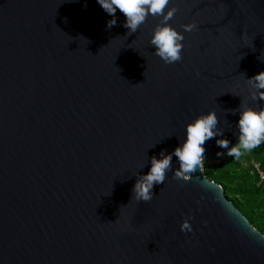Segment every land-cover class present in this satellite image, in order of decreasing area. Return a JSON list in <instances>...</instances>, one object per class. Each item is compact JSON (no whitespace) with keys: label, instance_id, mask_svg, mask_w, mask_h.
Returning a JSON list of instances; mask_svg holds the SVG:
<instances>
[{"label":"water","instance_id":"95a60500","mask_svg":"<svg viewBox=\"0 0 264 264\" xmlns=\"http://www.w3.org/2000/svg\"><path fill=\"white\" fill-rule=\"evenodd\" d=\"M167 8L184 37L173 64L149 44L160 17L128 33L96 0H0V264H264V234L203 170L132 199L196 115L215 111V139L235 144L232 110L264 108L246 80L264 71V0ZM215 139L208 163L228 157Z\"/></svg>","mask_w":264,"mask_h":264},{"label":"clouds","instance_id":"9594fccd","mask_svg":"<svg viewBox=\"0 0 264 264\" xmlns=\"http://www.w3.org/2000/svg\"><path fill=\"white\" fill-rule=\"evenodd\" d=\"M169 2L170 0H96L100 8L112 17L106 22L107 29L116 25L117 11L124 17L122 26L128 30V33H135L149 15L160 17L161 22L150 34L149 44L154 55L165 64H173L181 60L184 37L167 23L177 11L175 8H167ZM197 27L194 21L183 26L184 31H193ZM246 80L254 90L250 94L251 99L253 101L262 99L264 71ZM232 113L238 115L233 132L235 144H231L228 139H215L223 136V132L217 127L219 120L215 111L210 110L196 115L184 125V136L178 139L177 145L170 153L161 151L148 158L147 172L136 174L131 188L132 199L138 202L150 201L154 195V187L163 184L169 172L178 180L188 181L193 174L202 171L206 160L205 144L209 140L215 139L217 147L225 150L217 152L218 157L223 155L239 160L242 155L254 154L255 150L264 144V108L240 104L238 108L232 110ZM173 158L177 164L176 168H173ZM253 164L259 179L264 181V153L254 159ZM185 230L191 231L187 221L181 227V231Z\"/></svg>","mask_w":264,"mask_h":264},{"label":"trees","instance_id":"16d2710c","mask_svg":"<svg viewBox=\"0 0 264 264\" xmlns=\"http://www.w3.org/2000/svg\"><path fill=\"white\" fill-rule=\"evenodd\" d=\"M264 153V144L254 154L242 155L239 160L228 156L219 163L204 162L205 177L219 185L234 207L249 224L264 234V184H258L253 160Z\"/></svg>","mask_w":264,"mask_h":264},{"label":"built area","instance_id":"2783aa9c","mask_svg":"<svg viewBox=\"0 0 264 264\" xmlns=\"http://www.w3.org/2000/svg\"><path fill=\"white\" fill-rule=\"evenodd\" d=\"M252 172L256 174V176H257V178H258V184H259V185L264 184V181H261V180L259 179V174L256 172L254 165H253V170H252Z\"/></svg>","mask_w":264,"mask_h":264}]
</instances>
